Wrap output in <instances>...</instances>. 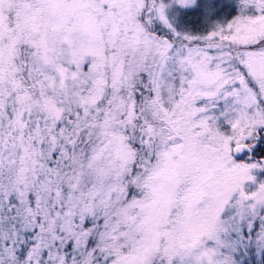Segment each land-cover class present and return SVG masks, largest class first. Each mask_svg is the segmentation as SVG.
<instances>
[{"label": "snow or ice", "instance_id": "obj_1", "mask_svg": "<svg viewBox=\"0 0 264 264\" xmlns=\"http://www.w3.org/2000/svg\"><path fill=\"white\" fill-rule=\"evenodd\" d=\"M0 264H264V0H0Z\"/></svg>", "mask_w": 264, "mask_h": 264}]
</instances>
